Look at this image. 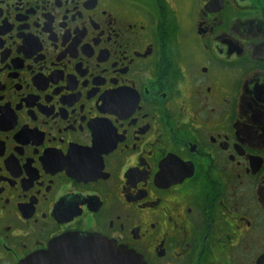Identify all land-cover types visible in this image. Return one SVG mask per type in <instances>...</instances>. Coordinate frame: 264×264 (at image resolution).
<instances>
[{"label": "flooded vegetation", "instance_id": "af4514ba", "mask_svg": "<svg viewBox=\"0 0 264 264\" xmlns=\"http://www.w3.org/2000/svg\"><path fill=\"white\" fill-rule=\"evenodd\" d=\"M74 237L264 264V0H0V264Z\"/></svg>", "mask_w": 264, "mask_h": 264}, {"label": "water", "instance_id": "95a60500", "mask_svg": "<svg viewBox=\"0 0 264 264\" xmlns=\"http://www.w3.org/2000/svg\"><path fill=\"white\" fill-rule=\"evenodd\" d=\"M22 264H146L135 252L99 237L63 238Z\"/></svg>", "mask_w": 264, "mask_h": 264}]
</instances>
